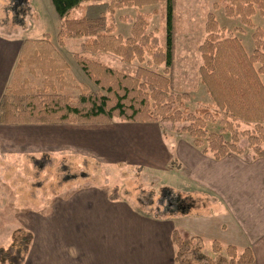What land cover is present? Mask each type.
<instances>
[{
    "label": "trees",
    "instance_id": "1",
    "mask_svg": "<svg viewBox=\"0 0 264 264\" xmlns=\"http://www.w3.org/2000/svg\"><path fill=\"white\" fill-rule=\"evenodd\" d=\"M90 0H50L59 20L58 40L80 38L87 52H110L125 62L138 61L133 73L113 69L99 61L75 53L87 77L98 87L91 91L79 83L70 67L50 41L48 33L36 40L25 39L10 79L0 96V125L25 124H106L112 120L154 122L189 136L190 143L203 154L218 160L245 149L251 158L264 156V27H255L253 49L245 51L241 40L220 27L213 15L205 23V37L199 45L201 83L211 98L207 106L190 109L186 93L171 89L174 62V5L164 0L166 38L147 30L149 15L137 11L119 16L128 21L129 35L116 33L112 18L122 7L142 8L159 0H107L84 5ZM228 17H238L253 27L252 17H264V0H221ZM85 6V7H83ZM85 8V9H84ZM76 10H82L78 14ZM145 63V65L143 64ZM163 65V70L151 68ZM241 125L245 127L241 128ZM246 139V148L240 142ZM32 235L23 228L12 232V241L0 247V263L22 264ZM174 261L177 264H252L249 246L242 249L218 240L210 252L226 254L213 260L199 235L183 236L173 229Z\"/></svg>",
    "mask_w": 264,
    "mask_h": 264
},
{
    "label": "crops",
    "instance_id": "2",
    "mask_svg": "<svg viewBox=\"0 0 264 264\" xmlns=\"http://www.w3.org/2000/svg\"><path fill=\"white\" fill-rule=\"evenodd\" d=\"M43 1L54 17L50 0ZM4 2L0 0V18L6 16ZM35 9L42 15L38 6ZM3 25L0 19V96L23 41L29 39L8 36ZM21 126L50 129L49 137L54 141L56 138L70 154L161 169L182 178V186L175 188L173 204L177 208H166L163 214L144 212L98 185L77 186L59 200L28 209L38 212H33L35 217L23 227L32 238L22 264H177L171 240L173 229L184 236L197 235L187 232L186 220L201 217L194 206L184 210V193L204 195L213 198L214 204H222L237 221L240 246L251 248L252 264H264V156L245 159L230 153L216 160L184 138L165 139L161 126L154 122L112 120L106 124ZM226 228L222 224L220 232L224 235L229 231ZM226 243L236 246L234 242Z\"/></svg>",
    "mask_w": 264,
    "mask_h": 264
},
{
    "label": "rangeland",
    "instance_id": "3",
    "mask_svg": "<svg viewBox=\"0 0 264 264\" xmlns=\"http://www.w3.org/2000/svg\"><path fill=\"white\" fill-rule=\"evenodd\" d=\"M3 1L6 16L0 19L6 25L8 36L36 40L48 33L51 43L68 63L73 77L91 91H97L98 87L79 67L75 53L126 73H133L139 65L136 60L125 62L110 52L83 51L80 38H66L61 44L57 36L60 23L56 12L52 11L55 19L43 0H33L34 4L30 0ZM105 1L107 0H90L84 5H90L92 9L94 5ZM36 6L40 8L42 15L36 13ZM78 11L76 10L77 13ZM137 11L149 15L147 30L155 34L163 45L166 38L164 0L142 8L131 6L116 9L112 15L116 33L124 37L129 35L131 24L121 20L119 16H133ZM209 14L214 16L220 27L232 31L241 40L247 53L253 49L251 34L254 28L264 27V17L259 14L252 17L253 27L243 25L238 17L225 16L221 0H175L174 62L169 76L171 89L177 93H186L185 101L191 110L211 103L198 70L201 63L199 45L206 34L204 28ZM150 67L163 70V65ZM243 127L245 125H241ZM47 129L37 126H0V247L9 245L12 241L9 236L11 231L26 228L35 217L33 212H38L28 209L43 207V204L47 205L53 199L59 200L68 191L81 185L106 187L109 195L125 198L130 204L149 214H163L166 208H177L173 203L175 188L182 186L181 176L161 169L142 168L136 164H114L70 154L58 145L56 138L54 141L49 137L51 131ZM160 129L167 140L184 138L189 141L187 134L172 130L170 123H163ZM240 144L246 148V139L242 138ZM241 155L250 159L251 152L245 149ZM181 197V204L186 208L184 210L194 206L196 212L201 213L199 220L193 216L187 218V232H194L193 234L202 237L201 247L209 252L213 260L226 258L223 249L217 253L210 252L213 240L220 241L222 246L229 244L226 242H234L236 246L232 245L236 248L241 247L237 221L222 204H214L213 198L204 195L200 197L184 193ZM222 224L229 230L225 235L220 232ZM181 235L184 236L182 232Z\"/></svg>",
    "mask_w": 264,
    "mask_h": 264
}]
</instances>
